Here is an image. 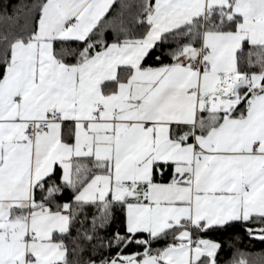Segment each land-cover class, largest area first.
I'll list each match as a JSON object with an SVG mask.
<instances>
[{"label":"snow or ice","instance_id":"snow-or-ice-1","mask_svg":"<svg viewBox=\"0 0 264 264\" xmlns=\"http://www.w3.org/2000/svg\"><path fill=\"white\" fill-rule=\"evenodd\" d=\"M23 19L0 36V264H219L239 234L208 233L236 225L264 242V0Z\"/></svg>","mask_w":264,"mask_h":264},{"label":"trees","instance_id":"trees-1","mask_svg":"<svg viewBox=\"0 0 264 264\" xmlns=\"http://www.w3.org/2000/svg\"><path fill=\"white\" fill-rule=\"evenodd\" d=\"M34 2H36V0H0V10H2L4 4L7 3L9 16L15 17L16 12L13 11L14 6L21 16V19L17 22L15 19H6L3 12L0 11V36L5 33H19L20 26L24 23L23 6L32 5ZM3 51L4 43L0 40V59L3 57ZM69 59H71V57H69ZM0 67H2V65H0ZM237 233L239 234V239L233 240V247L230 248L227 244H224L223 248L219 251V264H225L236 250L244 252L250 264H261V261H264V242L258 239H250L240 225H236L227 232H209L208 236L220 241H225L231 239ZM237 258H239V256H237Z\"/></svg>","mask_w":264,"mask_h":264}]
</instances>
